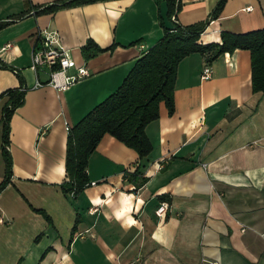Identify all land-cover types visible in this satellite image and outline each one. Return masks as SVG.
<instances>
[{
	"label": "crops",
	"instance_id": "1",
	"mask_svg": "<svg viewBox=\"0 0 264 264\" xmlns=\"http://www.w3.org/2000/svg\"><path fill=\"white\" fill-rule=\"evenodd\" d=\"M53 1L0 0V22L8 21L0 28V92L19 85L20 77L24 87L9 119L0 264H264V90L251 87L250 50L220 53L207 77L203 53L185 54L177 64L173 111L161 101L145 125L149 153L140 159L133 147L103 133L86 166L95 182L72 196L60 184L67 124L119 84L164 26L157 0H98L36 12ZM217 1L180 0L177 20H207L204 42L218 41L223 29L264 26V0H225L211 17ZM49 37L85 62L89 74L65 89L34 85L32 49ZM89 38L114 46L84 58L80 48ZM37 73L48 77L46 66ZM6 97L0 94V118ZM2 146L0 119V181ZM139 164L135 178L129 173Z\"/></svg>",
	"mask_w": 264,
	"mask_h": 264
},
{
	"label": "trees",
	"instance_id": "2",
	"mask_svg": "<svg viewBox=\"0 0 264 264\" xmlns=\"http://www.w3.org/2000/svg\"><path fill=\"white\" fill-rule=\"evenodd\" d=\"M98 0H56L45 4L36 12H51L63 6H72ZM158 4L160 0H157ZM225 0H218L210 16L216 17L223 8ZM167 16L174 28L163 27V34L151 46L135 57L133 63L124 74L119 84L102 99L94 103L73 124L69 125L65 148V177L61 187L67 194L73 190L77 195L90 178L86 166L88 156L105 132L133 147L140 159L144 158L152 148V141L145 131L146 123L157 117L159 104L163 101L168 112L174 109V83L179 60L188 52L199 50L205 60L211 61L220 53L234 48H248L251 63V87L253 90H264V26L246 31H220L218 41H202L200 34L206 21L181 24L172 19V14L178 11L180 0H167ZM17 13L15 17L20 16ZM8 21H1L0 28ZM161 25L164 26L160 17ZM99 46L89 38L81 45L84 58L93 56L100 50L113 48ZM1 65H5L0 61ZM20 84L9 86L0 94H6L1 116L3 157L5 172L0 181V189L11 176V155L7 144L9 142L10 115L18 104L23 101L24 87ZM141 173L140 164L129 174L136 176ZM139 181L146 179L140 175ZM161 198H167L160 194ZM48 219L50 216L41 208H37Z\"/></svg>",
	"mask_w": 264,
	"mask_h": 264
},
{
	"label": "built area",
	"instance_id": "3",
	"mask_svg": "<svg viewBox=\"0 0 264 264\" xmlns=\"http://www.w3.org/2000/svg\"><path fill=\"white\" fill-rule=\"evenodd\" d=\"M176 12L175 9V12L172 14V19L178 21ZM68 49V47L59 43L56 37H49L47 40H44L41 45L32 49L30 66L34 69L36 74L34 85L48 83L56 89H65L73 82L89 74V69L85 62H78L69 54ZM41 66H46L47 68L48 77L45 80H41L38 77L37 69ZM210 70V61L206 60L201 75L203 77L209 76ZM68 127L69 125L67 124V128ZM94 182L95 180H90L88 183ZM69 193L73 195V190ZM165 206L166 202L162 200L155 211L158 214H162ZM89 209L94 210L95 207L90 206Z\"/></svg>",
	"mask_w": 264,
	"mask_h": 264
},
{
	"label": "water",
	"instance_id": "4",
	"mask_svg": "<svg viewBox=\"0 0 264 264\" xmlns=\"http://www.w3.org/2000/svg\"><path fill=\"white\" fill-rule=\"evenodd\" d=\"M168 7H167V0H160L159 2V14L163 21L164 27L166 29H173V23L167 16Z\"/></svg>",
	"mask_w": 264,
	"mask_h": 264
},
{
	"label": "rangeland",
	"instance_id": "5",
	"mask_svg": "<svg viewBox=\"0 0 264 264\" xmlns=\"http://www.w3.org/2000/svg\"><path fill=\"white\" fill-rule=\"evenodd\" d=\"M41 75H44V73H43V72H41Z\"/></svg>",
	"mask_w": 264,
	"mask_h": 264
}]
</instances>
